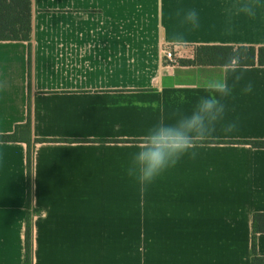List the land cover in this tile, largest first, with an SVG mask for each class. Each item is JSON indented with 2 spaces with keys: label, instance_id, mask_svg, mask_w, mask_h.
Wrapping results in <instances>:
<instances>
[{
  "label": "crops",
  "instance_id": "0c3cea01",
  "mask_svg": "<svg viewBox=\"0 0 264 264\" xmlns=\"http://www.w3.org/2000/svg\"><path fill=\"white\" fill-rule=\"evenodd\" d=\"M242 2L31 0L30 84L28 44L0 41V136L26 123L29 103L31 139L54 141L31 144L29 210L27 146L0 142V264H25L27 219L31 264H250L264 149L205 142L264 141V67H240L245 78L195 159L184 156L146 189L127 175L147 130L190 114L223 74L167 68L165 46L177 47L178 61L200 46L264 47V0L254 17L237 11ZM193 9L196 28L185 21ZM256 245L264 257L263 232Z\"/></svg>",
  "mask_w": 264,
  "mask_h": 264
},
{
  "label": "clouds",
  "instance_id": "9594fccd",
  "mask_svg": "<svg viewBox=\"0 0 264 264\" xmlns=\"http://www.w3.org/2000/svg\"><path fill=\"white\" fill-rule=\"evenodd\" d=\"M255 0H243L237 5V11L250 17L256 15ZM185 21L193 28L199 27L196 10H190L185 15ZM221 77L209 80L205 85L207 96L200 97L190 114H179L174 123L163 120L150 127L143 136L137 150L131 155L127 175L134 178L142 189L153 183L164 171L175 167L184 156L195 159L198 144L211 138L217 131V125L225 118L227 105L225 98L233 95L244 80V73L240 68V57L231 55L222 65ZM231 74L232 83L228 79ZM253 90L251 81L241 88L242 94H249ZM236 124L222 125L221 130L232 133Z\"/></svg>",
  "mask_w": 264,
  "mask_h": 264
},
{
  "label": "trees",
  "instance_id": "16d2710c",
  "mask_svg": "<svg viewBox=\"0 0 264 264\" xmlns=\"http://www.w3.org/2000/svg\"><path fill=\"white\" fill-rule=\"evenodd\" d=\"M31 0H0V41H22L28 44V80L30 84L31 70ZM231 55L240 57V67H264V47L255 48L248 46H200L194 49L193 59L179 60L182 66H212L222 67ZM54 140L31 139L30 134V104L28 103L27 121L18 125L12 134L1 135L0 142H23L27 146L26 158V206L31 208L32 198V153L31 144L42 142H53ZM128 143H133V141ZM138 143H141L139 141ZM209 144H239L249 145L254 149H264V141H206ZM35 213V211H34ZM260 214L253 215L251 237V260L250 264H264V257L257 254L256 235L264 233V226L259 220ZM30 221L27 219L25 229V264L32 263V242H31Z\"/></svg>",
  "mask_w": 264,
  "mask_h": 264
},
{
  "label": "built area",
  "instance_id": "2783aa9c",
  "mask_svg": "<svg viewBox=\"0 0 264 264\" xmlns=\"http://www.w3.org/2000/svg\"><path fill=\"white\" fill-rule=\"evenodd\" d=\"M176 51H177L176 46H165L162 49V60L165 67L171 68L172 66L178 64Z\"/></svg>",
  "mask_w": 264,
  "mask_h": 264
}]
</instances>
